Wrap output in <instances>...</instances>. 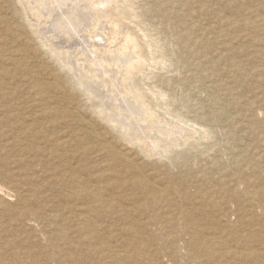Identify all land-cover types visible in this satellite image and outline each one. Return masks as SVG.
Listing matches in <instances>:
<instances>
[{
  "label": "rangeland",
  "instance_id": "1",
  "mask_svg": "<svg viewBox=\"0 0 264 264\" xmlns=\"http://www.w3.org/2000/svg\"><path fill=\"white\" fill-rule=\"evenodd\" d=\"M79 1L63 5L54 0H0V264H103L104 259L90 248L103 239L115 249L120 248L123 234L119 225H113L119 222L113 217L92 215L90 222L98 226V231L94 233L89 226V237L82 239L79 207L88 200L68 196L78 184L72 182L73 177L80 180L81 187H104L105 198H114L115 187L128 182L122 159L116 158L107 166L108 156L101 153L100 144H110L117 153L122 152L121 156L126 152L135 162L144 163V175L158 186L180 187L184 196L168 198L165 210L177 212L184 206L203 226L240 223L251 209V203L242 195L246 188L242 182H254L248 190L264 187V0ZM90 2L98 4L102 20L83 16L80 26L71 29L66 12L72 9V15V5L87 8ZM128 33L135 36H131L134 42L128 41L135 56L143 55V63L140 71L129 74L125 86L133 87L137 82L147 92L155 115L183 129L172 130L168 124L154 121V116L137 124L134 117L120 115L115 117L119 122L115 120L111 125L119 129L131 123L147 125L143 137L159 138L161 148L155 150L158 157L145 159L135 149L123 147L118 131L96 111L98 102L109 104L114 97L128 92L124 78L114 67L109 74L115 77V85L105 78L107 73L99 74L102 66L98 59L103 53L100 49H120ZM109 40L113 45H107ZM96 48L99 50L95 56ZM12 53L20 54L21 63L27 65L6 60ZM34 65L37 81L30 83L32 72L27 68ZM55 81L64 93L57 89V93L36 99L32 85ZM45 107L48 110L44 111ZM49 110L55 113L48 114ZM67 114L85 126L66 121ZM166 130L172 132L165 135ZM87 131L102 137L90 140L84 136ZM100 172L106 173V180L99 178ZM36 188L39 190L34 191ZM230 189L239 192L232 200ZM124 193L134 191L127 187ZM200 195L207 200L199 201ZM127 197L120 201L130 204ZM208 200L214 201L209 204ZM52 213L58 214L57 219L50 217ZM263 226L264 220H260L255 228L264 232ZM242 229L247 233L251 227L245 224ZM162 261L171 264L167 257Z\"/></svg>",
  "mask_w": 264,
  "mask_h": 264
},
{
  "label": "bare ground",
  "instance_id": "2",
  "mask_svg": "<svg viewBox=\"0 0 264 264\" xmlns=\"http://www.w3.org/2000/svg\"><path fill=\"white\" fill-rule=\"evenodd\" d=\"M22 1L24 2V0H22ZM54 1H58L60 4H63L64 5V4H67L70 0H54ZM58 2H57V4H58ZM94 2H96V1L94 0ZM108 2H109V0H108ZM24 3H26V2H24ZM75 3H77V2H75ZM54 4H55V2H54ZM94 4H91V2H90V5L87 8H84V7L83 8L82 7L81 8H78L80 6H78L77 8H75L72 5L71 8L75 9V13H73L74 12L73 11L72 12V15H71V13H69V12H71L72 9H71V11L67 10L69 12H66L67 13L66 14L67 16L65 18V19H67L69 21V22H67L70 25L69 27L71 29L76 30V28H78V25L80 26L79 19L80 18H83V16H84V18L87 17V16H92V18H95V20H97V22H98V18L101 19L100 16L102 15V10L98 9V7H99V6H97L98 4L97 5H94ZM56 6H58V5H56ZM68 9H69V7H68ZM121 11H122V9H121ZM126 13H128V12H126ZM112 14H114V13H112ZM74 15H76L75 17H77V18H74ZM59 16H57V17H59ZM42 17H41V19L44 18V17L43 18ZM114 19H112V20L115 21ZM82 20H80V21H82ZM56 21H58V20H56ZM2 22H3V17H2V15H0V23H2ZM105 22H107V21H105ZM58 23L59 22H57V26H58ZM94 23H95V21H94ZM61 24H63L62 21H61ZM110 24L112 25L113 22L112 23L110 22ZM231 24H235V22H231ZM7 25H9V24H7ZM53 25H55V23ZM45 26H47V25H45ZM120 26H121V24H120ZM118 28L116 27V30ZM117 31H119V29ZM67 32H69V31H67ZM70 32H71V30H70ZM128 32H129V30H128ZM66 35H67V33H66ZM106 35H108V34H106ZM43 36H44V34H43ZM57 36H58V34H57ZM131 36L132 37H135L133 35H130L129 33L126 35L124 44L122 43L123 45L117 51L114 50V49H111V48H108L107 50L105 48V50H103L104 49L103 47H101L103 49H100V51H103V53L102 54L100 53L101 56H98V59H99L100 64L102 66V71L99 74H101L103 72L104 73H107L109 76L107 75L108 77L105 76V78H107L110 82L111 81L113 82V80L115 78V77H113L112 75L109 74L110 71L113 72V69H112L113 67H114V69H116L117 73H120L122 75V78H124L123 79V84L127 81V79L130 78L129 74L131 75V73L134 70H139L140 71V69L142 67L141 65L143 63L142 62L143 60L141 61V58H143V55H137V56H135L136 54L134 55V52H132L133 51L132 50V46L133 45H130L129 44V41H128V40H130V42H131L133 40V42H134V39L131 38ZM96 38H97V36H96ZM110 41L111 40H109V43L107 45H113L112 44L113 42L111 43ZM30 42H31V40H30ZM53 42H54V40H53ZM88 44H90V43H88ZM91 45L92 44H90V46ZM74 46H76V45H74ZM138 48H139V46L137 47V49ZM91 50L93 51V48ZM98 50H99V48L98 49L96 48V50H95V56L98 55L97 54V51ZM86 52H88V51H86ZM135 53H136V51H135ZM220 54H218L217 56H219ZM19 55H17L16 53H12L11 55L7 56V59L6 60L14 61L18 65L20 64V66H24L25 63L24 64L21 63L22 62L21 61L22 59L20 58ZM87 55L88 54H86V56ZM91 57H94L93 56V52H92V56ZM94 59H95V57H94ZM216 59H217V57H216ZM34 67H35V65L34 66H30V68H27L30 72H32L31 73L32 74V79L29 80L30 83H34L35 81H37L36 74L34 73L36 70H33ZM239 71H241V70H239ZM91 72H93V71H91ZM36 73H37V71H36ZM104 73L102 75H104ZM92 74H94V73H92ZM246 74H248V73H246ZM250 74L251 73L249 72V75ZM145 75H146V73H145ZM83 80H85V79H83ZM119 80H121V78H119ZM62 82H64V81H62ZM102 82H105V81H102ZM49 83L50 82L44 83L43 85H41V84H34V85H32V88L31 89H32V92L35 95L36 99L39 100L41 98H46V96L49 93H52V92H56L57 91V89H58V82L55 81V83H50V84ZM83 83H85V82L83 81ZM98 83L100 84L101 81L98 82ZM91 84H93V83H91ZM62 85H64V84H62ZM76 85L78 86V84H76ZM114 85H115V83H114ZM134 85L135 86H133V87H129V85H126L125 86V84H124V88H126V90H128V92H125L124 95H122L120 97H114L113 100H112V102H110V101H109L110 103L108 102L109 104L104 103V102H98L96 104V106H97L96 111H97V114L99 115V118H101L104 122H106V124L108 123L112 127V129H115L116 131H118V133H119L118 134V137L120 139H122L121 142H122V146L123 147L128 148V149H133V150L135 149L137 151L136 154H142V157L146 159V158H150L151 156L152 157L153 156H157L156 153L158 154L159 152H155V150L157 151L158 149L161 148L160 147L161 144L159 143L160 141H159V138L158 137L155 136L154 138H152L151 136H149V138H148V135H147L146 136V140L144 139L143 135L145 133L143 134V132L144 131L146 132V130H145L146 127L145 126H147V125L143 126V125H140L139 124L137 126L135 124L136 125L135 126L134 124L132 125V123L130 122L131 124H128L126 126H123L121 124L123 126L122 129H121L122 126L119 129V127L115 126V124L114 125L112 124L113 126L111 125V122H113V121L116 120L115 117L118 118V116H120V115H122L123 117H125V116L127 117V115L132 116V118L134 117L135 120L137 121V124L141 120L146 121V120H149V119L153 118V116H154V119H153L154 121L159 122V123L163 122L164 124L166 123V122H164L165 121V118H162V119L161 118H158V116H156L157 114L155 115V112H153L154 107L152 108L151 107L152 105L150 104V102H148L149 96H148L147 92L145 90H143L137 82ZM79 86H81V84ZM127 86H128V88H127ZM59 87H61V84H60ZM120 87H122V86H120ZM61 88H59V89L62 91ZM62 92L64 93V91H62ZM85 92H86V90H85ZM49 96H51V95H49ZM117 96H119V95H117ZM153 97H154V95H153ZM86 98H88V97H86ZM96 98H99V97H96ZM105 99H107V98H105ZM107 100H105V101H107ZM35 101H37V100H35ZM157 104H158V102H157ZM247 104L245 103V105H247ZM249 104H250V102H249ZM251 105H253V103H251ZM102 107H105V108H102ZM98 108H102V109H98ZM253 109L256 110V108H253ZM253 109H251V110L253 111ZM43 110L45 111V110H48V109H46V107H45V109H43ZM47 113L48 114H54L55 111L49 110V111H47ZM65 116H66V121H72V122H75L76 121V122H78L80 120L78 118H75V116L74 115H71V114H69V115L67 114ZM166 116H167V114H166ZM259 116L257 118H259ZM62 117H64V116L62 115ZM177 119H178V117H177ZM255 120H256V118H255ZM116 121L119 122V120H116ZM182 121L183 120H181V122ZM78 123H82L84 125L83 122H78ZM166 124H168V122ZM168 125L171 126V129L172 130H175V129L180 130L181 128L183 129V127L180 126V125L174 124V126H173V124H171V122ZM165 127H163V128H165ZM174 127H175V129H174ZM77 128H79V127H77ZM158 129L159 128H157V130ZM166 129H169V128H166ZM170 130H166L165 135H168V133L172 132ZM185 130H187V129H185ZM123 131H125L126 133L123 132ZM159 131L160 130H158V132ZM175 131H177V130H175ZM182 131H184V130H182ZM163 132H164V130H163ZM185 132H187V131H185ZM2 133L4 134V132H2ZM114 133H111V134H114ZM182 133L183 132H181V134ZM175 134H176V132H175ZM188 134L186 133V136ZM128 135L129 136L131 135L132 138H130V139H129V137L127 138L126 136H128ZM149 135H151V134H149ZM155 135H157V133ZM179 135H180V133H179ZM84 136L90 138V140L92 139L93 141H97L100 137H102L99 133H97L95 131H87V132L84 133ZM183 136H182V138H183ZM24 137H25V135H24ZM151 139H152V141H151ZM170 139H171V137H170ZM185 140L188 141V139H185ZM124 143H125V145H123ZM182 144H183V142H182ZM23 145H24V143H23ZM100 145H101V147H100L101 153H103L104 155L108 156V158H107V160H108L107 166H111L112 162L115 161L116 158H121L122 159L123 164H124L123 171L125 170L127 177H129L128 180L126 179V181H128V182H122V183L118 184L115 187V194L116 195H115L114 198L113 197H110V198L107 197V198H105V196L103 195V190H104L103 188L104 187H98V188H94V189L93 188L90 189V188L81 187L80 180L73 179L74 178L73 177L72 178V182H77L78 184H76L77 187L74 186L75 189L70 190L68 196L71 197V198H73V199H75V200H78V201L88 200V203L87 204H84V203L82 205L80 204L81 206L79 207L78 219L80 220L79 223L81 224V229H82V231H84V232H81L83 234L82 239H86L87 240V238L89 237L87 235V234L90 233L89 232L90 231L89 226L92 228L91 230L94 233H96L98 231V226H96L95 223L92 224L90 222L91 219H92V221L94 219V218L91 217L92 215L95 216L96 218H104V217L105 218H108V217H111L112 218L113 217V218H115L116 222L119 221L118 223H120V224L115 223V222L113 223V225H119L118 226V229L123 234V239L120 240V248L119 249H115L114 246H112L105 239H103V241H100L99 243H96L95 246H93L92 248H90L92 250L91 251L92 253L95 252L96 254L100 255L104 259V260L102 259L103 260V264H165L164 261H162V259H164L165 257H167V258L170 259L171 264H264V248H263V245H264V232H259L258 231L259 229L255 228V226L257 225L258 221L264 220V204L262 203V200L264 199V187H261V188H258L257 189V187H256L257 184H256L255 185L256 188H253L251 190L250 189L248 190L247 189V186L250 183L251 184H254V182H252V181H245V180L244 181L246 183L245 182H242L243 185L245 184V187H246V188L244 187L245 189L243 190L244 193H242V195L244 196V198H246V200L249 203H251V209H250L249 216L246 217V218H244V219L242 218V221L240 223H236V224L235 223L234 224L233 223H230L229 225H221V224L218 225V224H214V225H210L209 227L203 226L202 223H199L198 222V219L197 218H195L193 215L190 214L191 211L188 210L187 208H185L184 206H181L180 210L177 211V212H174L173 210H171L170 212H168V211L165 210V201L168 198H173V199L177 198V199H180V197H183L184 196L185 193H184V191H182L180 189V187H178L176 184L175 185H168L167 187L158 186L157 184H155L156 182L154 183L153 181H150L147 178V176H146L147 174L144 175L143 170H142L143 167L145 166V165H143L144 163L141 164V162H138V161L135 162V160H132L134 157L133 158H130V157H127L125 155L126 152L124 154V157L121 156L120 153H122V152L117 153L116 150H113V147L110 144H106L105 143V144H100ZM125 148H123V149H125ZM129 154H130V152H129ZM0 155H2V154H0ZM100 159H102V158H100ZM137 159H138V157H137ZM165 160H167V159H165ZM139 161H140V159H139ZM142 162H145V161H142ZM53 164H55V163H53ZM100 170L102 171L103 169L100 168ZM106 170H108V169H106ZM148 170H150V169H148ZM104 171H105V169H104ZM114 171L118 172L117 170H114ZM132 171H133V173H132ZM134 171H136L137 174ZM37 172H39V171H37ZM61 173H63V172H61ZM130 174H131V176H129ZM229 174L230 173H228V175ZM98 176H99V178H105L106 173L100 172V174H98ZM104 180H106V178ZM23 183L25 184V182H23ZM92 183H93V180H92ZM2 186H5V185H2ZM21 187H22V185H21ZM127 187H129L130 190L134 191V193L125 194L124 191H126V188ZM35 190L38 191L39 189L36 188V189H34V191ZM26 192H27V190H26ZM230 192H232V194H231V198L229 200H232V198H235L236 195H238V193H239L238 191L233 190V189H230ZM24 196H25V194H24ZM124 196H128L126 198V200H128L130 202V204H128V203L127 204H123V202L120 201V200L123 199ZM197 199L199 201H206L207 200L204 195H200L199 197H197ZM26 200H28V199H26ZM213 201L214 200H211V201L208 200L207 202L209 204L210 203L212 204ZM204 203H206V202H204ZM72 209L73 208L71 207V210ZM208 210H210V209H208ZM48 211H50V210H48ZM50 215H51L50 217H52L53 219H57V216H58L57 213H52ZM226 217L227 216H225V218ZM253 222H256V223L253 225ZM245 224L247 226L251 227V230L249 232H247V233H244V231L242 229V225L245 226ZM13 225H16V224H13ZM18 225H20V224H18ZM153 226H155V227H153ZM252 226L254 228H252ZM148 228H150L149 231H148ZM168 229H171V230H168ZM63 233H62V235H63ZM37 236H38V234H37ZM125 236H127V237H125ZM30 237H32V236H30ZM114 241H116V240L114 239ZM108 259H109V261H107ZM0 261H1V259H0ZM10 264H12V263H10Z\"/></svg>",
  "mask_w": 264,
  "mask_h": 264
}]
</instances>
